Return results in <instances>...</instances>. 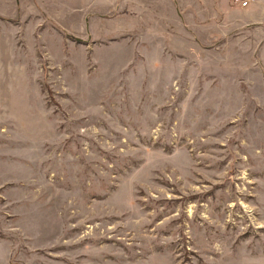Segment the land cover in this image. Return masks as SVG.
<instances>
[{"label": "rangeland", "instance_id": "obj_1", "mask_svg": "<svg viewBox=\"0 0 264 264\" xmlns=\"http://www.w3.org/2000/svg\"><path fill=\"white\" fill-rule=\"evenodd\" d=\"M57 1L0 0V264H264V24Z\"/></svg>", "mask_w": 264, "mask_h": 264}, {"label": "crops", "instance_id": "obj_2", "mask_svg": "<svg viewBox=\"0 0 264 264\" xmlns=\"http://www.w3.org/2000/svg\"><path fill=\"white\" fill-rule=\"evenodd\" d=\"M6 2V4H8L9 6L12 7H15V8H24L25 4L27 3V6L28 7H32V8H38V4L39 3H42L44 5V2L48 4H51L52 6L53 5H56V3H60L59 1L57 0H4ZM88 1V5L86 3V0H80V4H78L77 7H80V8H90V7H95V8H114V7H117V6H120L121 5V1L122 0H87ZM148 1H152V0H148ZM64 3H73V0H64L63 1ZM79 2V1H77ZM237 6H240L242 7L241 5L237 4ZM251 5V3H250ZM247 6V7H242V8H248V14L250 15V17H252L253 19H255L254 21L257 22V23H260V24H264V5H261V4H258L256 6ZM127 7L128 9L132 8L134 9L135 11H133L132 13L136 12L138 17L140 18H144L145 22H149L150 20L152 19H157L158 17L162 18L163 16H158L157 13L156 14H153L152 12L151 13H147L146 12V9H151L153 8L152 6L149 7V5H146L144 6V12H143V16L142 14L137 11L136 9H139V8H142L141 6H139L137 4V2H128V4H124V7ZM213 7V6H212ZM198 9H202L203 6L201 5V3L197 6ZM177 11H178V14L180 15V12L178 10V7H177ZM238 13H241V10H239ZM150 19V20H149Z\"/></svg>", "mask_w": 264, "mask_h": 264}, {"label": "built area", "instance_id": "obj_3", "mask_svg": "<svg viewBox=\"0 0 264 264\" xmlns=\"http://www.w3.org/2000/svg\"><path fill=\"white\" fill-rule=\"evenodd\" d=\"M237 4L241 5L242 7H247L252 3L254 0H234Z\"/></svg>", "mask_w": 264, "mask_h": 264}, {"label": "water", "instance_id": "obj_4", "mask_svg": "<svg viewBox=\"0 0 264 264\" xmlns=\"http://www.w3.org/2000/svg\"><path fill=\"white\" fill-rule=\"evenodd\" d=\"M77 40H79V41H81V39L80 38H76Z\"/></svg>", "mask_w": 264, "mask_h": 264}]
</instances>
